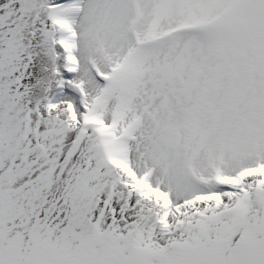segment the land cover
<instances>
[{"label": "snow or ice", "instance_id": "snow-or-ice-1", "mask_svg": "<svg viewBox=\"0 0 264 264\" xmlns=\"http://www.w3.org/2000/svg\"><path fill=\"white\" fill-rule=\"evenodd\" d=\"M0 264H264V0H0Z\"/></svg>", "mask_w": 264, "mask_h": 264}]
</instances>
